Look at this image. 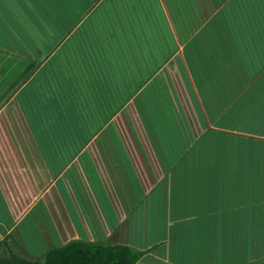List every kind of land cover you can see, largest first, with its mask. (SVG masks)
I'll return each instance as SVG.
<instances>
[{
    "label": "crops",
    "instance_id": "1",
    "mask_svg": "<svg viewBox=\"0 0 264 264\" xmlns=\"http://www.w3.org/2000/svg\"><path fill=\"white\" fill-rule=\"evenodd\" d=\"M207 130L264 143V0H0V257L264 264V172H164Z\"/></svg>",
    "mask_w": 264,
    "mask_h": 264
},
{
    "label": "trees",
    "instance_id": "2",
    "mask_svg": "<svg viewBox=\"0 0 264 264\" xmlns=\"http://www.w3.org/2000/svg\"><path fill=\"white\" fill-rule=\"evenodd\" d=\"M151 106L158 108V117L164 118L160 113L163 110L161 105L156 104L154 100ZM136 108L141 116L139 100L136 101ZM153 114L155 115V112ZM172 132L173 129L165 132V128H161L159 133L157 130V137L172 138ZM177 132L178 130H175L174 135ZM179 135L184 136L181 132ZM220 137L224 138L222 145ZM204 138L206 140L202 138L191 145L182 140L175 144L174 149L185 154L179 160L176 158L165 161L164 165L169 168L164 167V172H250V168L251 172H264V143L253 138L250 143V137L231 132L222 133L219 130H207ZM160 163L163 165V160ZM155 249L156 247L138 250L131 247L127 239V223H123L106 243L71 241L64 246L48 250L42 259L28 260L10 254L5 258L0 257V264H138L142 257Z\"/></svg>",
    "mask_w": 264,
    "mask_h": 264
},
{
    "label": "rangeland",
    "instance_id": "3",
    "mask_svg": "<svg viewBox=\"0 0 264 264\" xmlns=\"http://www.w3.org/2000/svg\"><path fill=\"white\" fill-rule=\"evenodd\" d=\"M120 119L123 120L122 118H120ZM119 131H120V134L124 137V136H125V129L122 127V128L119 129ZM111 165H112V164H111ZM114 173H115V174H114ZM110 175L112 176V179H113V181H114V184H115L117 190L120 191V192H119V195H120V196H121V195L124 196V195H125L124 187H123L121 181L117 178L118 176H120V172H119L118 176H116V172H110ZM118 180H119V181H118ZM122 190H123V191H122Z\"/></svg>",
    "mask_w": 264,
    "mask_h": 264
}]
</instances>
